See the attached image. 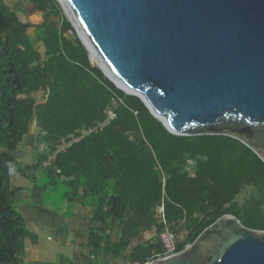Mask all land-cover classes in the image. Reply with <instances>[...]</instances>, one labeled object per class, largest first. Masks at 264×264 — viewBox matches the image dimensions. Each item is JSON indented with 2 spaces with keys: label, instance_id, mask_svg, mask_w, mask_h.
Listing matches in <instances>:
<instances>
[{
  "label": "trees",
  "instance_id": "obj_1",
  "mask_svg": "<svg viewBox=\"0 0 264 264\" xmlns=\"http://www.w3.org/2000/svg\"><path fill=\"white\" fill-rule=\"evenodd\" d=\"M24 7L42 20L24 21L0 0V264H23L32 236L17 210L21 187L14 180L26 175L21 157L33 132L48 148L30 151L46 177L42 191L61 183L64 200L94 209L88 237L94 255H122L152 230L130 254L145 264L162 254L166 228L180 251L224 214L264 230V163L251 149L223 135L170 133L138 97L91 66L56 0H27ZM40 90L38 101L33 93ZM246 186L259 196L237 204ZM115 229L112 241L107 231Z\"/></svg>",
  "mask_w": 264,
  "mask_h": 264
},
{
  "label": "water",
  "instance_id": "obj_2",
  "mask_svg": "<svg viewBox=\"0 0 264 264\" xmlns=\"http://www.w3.org/2000/svg\"><path fill=\"white\" fill-rule=\"evenodd\" d=\"M65 2L127 90L92 63L67 17L91 66L170 133L232 137L264 163V0ZM145 264H264V230L224 214L182 250Z\"/></svg>",
  "mask_w": 264,
  "mask_h": 264
},
{
  "label": "crops",
  "instance_id": "obj_3",
  "mask_svg": "<svg viewBox=\"0 0 264 264\" xmlns=\"http://www.w3.org/2000/svg\"><path fill=\"white\" fill-rule=\"evenodd\" d=\"M26 146L24 156L21 158L24 160V169L27 176H21V178H24L27 184L19 185L17 179L20 176L15 178L14 185L21 187L16 195V205L25 221L27 230L33 227L32 230L35 233L28 230L32 236L25 239L24 242L23 264H138L131 259V250L136 245L148 242L152 238L153 231H144L132 239L130 246L122 255L115 256L111 253L94 255L88 244L94 214V209L90 206L75 204L73 219L70 221L56 220L49 222L48 224L53 228V235L45 236V232L39 229L40 223L33 220L36 213L28 203V199L39 195L42 191V185L46 182L45 175L39 171L40 166L37 165V155L33 153L34 151L37 153L38 148L35 132L29 135ZM27 213L30 214L31 220L24 217ZM80 214H86L85 221L79 219L78 215ZM65 227L73 229L72 238L63 236ZM117 231L116 229L107 231V233L112 234V241L118 240ZM27 240H29L28 243H26ZM50 254L52 255L49 256Z\"/></svg>",
  "mask_w": 264,
  "mask_h": 264
},
{
  "label": "rangeland",
  "instance_id": "obj_4",
  "mask_svg": "<svg viewBox=\"0 0 264 264\" xmlns=\"http://www.w3.org/2000/svg\"><path fill=\"white\" fill-rule=\"evenodd\" d=\"M14 10L18 12L19 17L24 21H31L32 23H39L42 20V17L39 14L34 13L31 8H27L25 10V4L27 0H5ZM57 4L60 7L62 15L67 19V16L64 14V11L61 8V5L56 0ZM24 9V10H23ZM68 20V19H67ZM75 36L77 37L76 32L74 31ZM78 38V37H77ZM33 96L38 100H42L43 98V91L40 90L36 93H33ZM40 144H38L39 149ZM66 147V143L62 142L59 146V149H63ZM51 157V156H50ZM27 175H25L26 177ZM29 180V179H28ZM30 181V180H29ZM17 183L19 185L21 184H27L26 180L24 178H21V176L17 179ZM39 187V186H38ZM65 187L63 184L58 183L52 187H49L43 191H40L39 195L36 197H31L28 199V203L32 207V210L36 213L33 216V220L35 222L40 223L39 229H42L45 232L46 235H53V228L48 224L51 221L56 220H62V221H70L73 219L74 215V207L75 204L68 202L63 199V193H64ZM259 196V190L256 187L253 186H246L243 188L235 197L234 201L237 204H243L246 200H249L252 197H258ZM79 219L82 221L86 220V214H80L78 215ZM24 217L27 218V220L30 219V214H25ZM33 227L28 228L29 231L34 232L32 230ZM34 230H36L34 228ZM64 234L63 236L72 238L73 237V229L65 227L63 229ZM35 233V232H34ZM33 233V234H34ZM185 235V231L180 230L179 235H177V240L183 241ZM29 240L26 241L28 243ZM50 254L49 256H51ZM22 260L23 256H22Z\"/></svg>",
  "mask_w": 264,
  "mask_h": 264
},
{
  "label": "bare ground",
  "instance_id": "obj_5",
  "mask_svg": "<svg viewBox=\"0 0 264 264\" xmlns=\"http://www.w3.org/2000/svg\"><path fill=\"white\" fill-rule=\"evenodd\" d=\"M58 2L61 5V8L64 10V14L70 18V20L73 22L79 36L81 37L82 41L86 44V46L88 47L89 51H90V55H91V60L92 63L94 65H96L97 67H100L104 73L114 82L116 83V85H118L120 88L126 89L125 85L122 84L114 74H112L107 68L106 66L100 61V59L97 57V55L95 54L93 48L91 47V45L89 44V41L87 39V36H85V34L82 32V30L80 29V27L78 26V24L76 23V20L72 14V12L70 11L69 7L67 6L65 0H58ZM127 90V89H126Z\"/></svg>",
  "mask_w": 264,
  "mask_h": 264
},
{
  "label": "built area",
  "instance_id": "obj_6",
  "mask_svg": "<svg viewBox=\"0 0 264 264\" xmlns=\"http://www.w3.org/2000/svg\"><path fill=\"white\" fill-rule=\"evenodd\" d=\"M109 117L113 118L114 114L112 112H109ZM38 150L40 152H46L48 150V148H47V146L45 144H41ZM157 212L162 216V219H163V221L165 223L163 204H161V205H159L157 207ZM160 241H161V244H162L163 252H162V254H159L158 256L172 255V254H175L176 252H178L177 242H176V235L174 234V232H172L168 228H166L160 234Z\"/></svg>",
  "mask_w": 264,
  "mask_h": 264
},
{
  "label": "clouds",
  "instance_id": "obj_7",
  "mask_svg": "<svg viewBox=\"0 0 264 264\" xmlns=\"http://www.w3.org/2000/svg\"><path fill=\"white\" fill-rule=\"evenodd\" d=\"M10 171H11V169H10Z\"/></svg>",
  "mask_w": 264,
  "mask_h": 264
}]
</instances>
